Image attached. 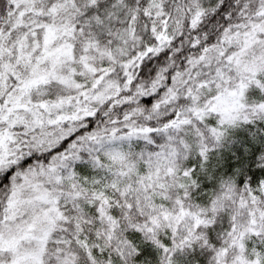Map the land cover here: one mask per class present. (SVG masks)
I'll return each instance as SVG.
<instances>
[{
    "label": "snow or ice",
    "instance_id": "snow-or-ice-1",
    "mask_svg": "<svg viewBox=\"0 0 264 264\" xmlns=\"http://www.w3.org/2000/svg\"><path fill=\"white\" fill-rule=\"evenodd\" d=\"M0 264H264V0H0Z\"/></svg>",
    "mask_w": 264,
    "mask_h": 264
}]
</instances>
